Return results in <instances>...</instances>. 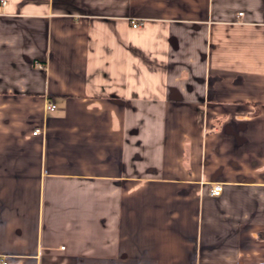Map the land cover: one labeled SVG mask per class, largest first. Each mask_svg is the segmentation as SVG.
Masks as SVG:
<instances>
[{"label": "crops", "instance_id": "1", "mask_svg": "<svg viewBox=\"0 0 264 264\" xmlns=\"http://www.w3.org/2000/svg\"><path fill=\"white\" fill-rule=\"evenodd\" d=\"M2 259L264 264V0H0Z\"/></svg>", "mask_w": 264, "mask_h": 264}, {"label": "built area", "instance_id": "2", "mask_svg": "<svg viewBox=\"0 0 264 264\" xmlns=\"http://www.w3.org/2000/svg\"><path fill=\"white\" fill-rule=\"evenodd\" d=\"M140 24L141 23L136 21V20H131V26L132 27H138V26H140ZM54 107H55V105L53 103L48 104L49 109H53ZM36 133H38L37 129L33 131V134H36ZM221 191H222V186H221V184H218V183L213 184L210 188V193L212 195H219L221 193ZM0 264H8V262L5 259H2V260H0Z\"/></svg>", "mask_w": 264, "mask_h": 264}]
</instances>
